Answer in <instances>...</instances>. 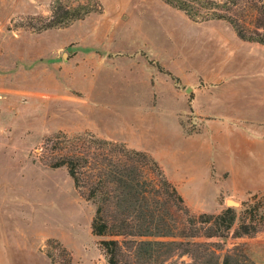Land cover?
<instances>
[{
  "label": "rangeland",
  "instance_id": "obj_1",
  "mask_svg": "<svg viewBox=\"0 0 264 264\" xmlns=\"http://www.w3.org/2000/svg\"><path fill=\"white\" fill-rule=\"evenodd\" d=\"M178 1L193 8L200 20L193 23L209 21L205 18L218 9ZM259 5V0H237L225 5V14L252 29ZM87 10L83 20L66 27L39 33L26 28ZM182 14L160 0H0V249H10L12 264H48L41 252L47 240L70 251L73 264H106L99 242L111 238L91 234L94 207L76 193L63 167L42 165L56 155L45 141L58 133L89 132L147 153L172 185L169 177L182 183L184 204L194 216L227 207L239 215L251 195L264 194L205 178L204 159L192 161L185 154L193 131L189 119L178 122L170 107L157 108L151 98L139 97L143 80L155 71L143 59H159L182 82L195 81L180 69L184 48L201 28L216 25L192 24ZM172 103L184 108L179 92ZM233 246L251 264H264V230L225 240V249ZM161 264L191 260L176 254Z\"/></svg>",
  "mask_w": 264,
  "mask_h": 264
},
{
  "label": "trees",
  "instance_id": "obj_2",
  "mask_svg": "<svg viewBox=\"0 0 264 264\" xmlns=\"http://www.w3.org/2000/svg\"><path fill=\"white\" fill-rule=\"evenodd\" d=\"M161 1L184 13L190 21H200L192 14L191 6L178 0ZM190 1L210 10L218 8L211 10L205 20L226 22L238 39L264 46V0H259L252 29L225 14V5H234L237 0ZM89 13L90 10L82 14L65 12L40 27L26 28L39 33L66 27ZM156 68L177 83L170 73L157 65ZM45 142L47 151L56 155L42 165L65 169L76 193L94 207L91 234L111 238L99 242L106 264H161L176 254L188 256L191 264H251L240 247L227 250L224 244L227 239L249 237L264 230V194L251 195L241 204L239 215L227 207L217 214L194 216L157 162L145 152L89 132L58 133ZM140 238L161 240H136ZM45 246L41 252L48 264H73L70 251L59 242L47 240Z\"/></svg>",
  "mask_w": 264,
  "mask_h": 264
},
{
  "label": "crops",
  "instance_id": "obj_3",
  "mask_svg": "<svg viewBox=\"0 0 264 264\" xmlns=\"http://www.w3.org/2000/svg\"><path fill=\"white\" fill-rule=\"evenodd\" d=\"M191 23L217 27L201 28L184 48L180 69L192 73L195 81L182 82L179 73L163 68V61L146 57L147 61L143 60L155 71L143 80L144 91L139 97L151 98L157 108L170 107L178 122L189 119L193 131L187 135L185 154L192 161L204 159L205 178L244 185L246 191L264 190V46L238 39L218 20ZM156 65L177 83L160 73ZM176 92L182 95L184 108L172 103ZM193 173L189 179L194 178ZM169 180L183 198L187 193L182 183L176 177ZM255 185L259 187L252 189ZM13 260L9 248L0 249V264H12Z\"/></svg>",
  "mask_w": 264,
  "mask_h": 264
},
{
  "label": "water",
  "instance_id": "obj_4",
  "mask_svg": "<svg viewBox=\"0 0 264 264\" xmlns=\"http://www.w3.org/2000/svg\"><path fill=\"white\" fill-rule=\"evenodd\" d=\"M227 204H228L229 206H235V203L232 202V201H228Z\"/></svg>",
  "mask_w": 264,
  "mask_h": 264
}]
</instances>
